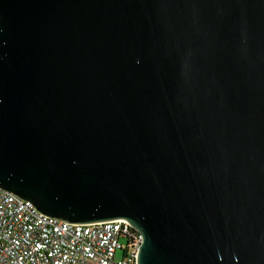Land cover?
Segmentation results:
<instances>
[{"label":"water","instance_id":"obj_1","mask_svg":"<svg viewBox=\"0 0 264 264\" xmlns=\"http://www.w3.org/2000/svg\"><path fill=\"white\" fill-rule=\"evenodd\" d=\"M0 189L137 264H264V0H0Z\"/></svg>","mask_w":264,"mask_h":264},{"label":"built area","instance_id":"obj_2","mask_svg":"<svg viewBox=\"0 0 264 264\" xmlns=\"http://www.w3.org/2000/svg\"><path fill=\"white\" fill-rule=\"evenodd\" d=\"M143 242L126 221L66 224L0 189V264H137Z\"/></svg>","mask_w":264,"mask_h":264},{"label":"rangeland","instance_id":"obj_3","mask_svg":"<svg viewBox=\"0 0 264 264\" xmlns=\"http://www.w3.org/2000/svg\"><path fill=\"white\" fill-rule=\"evenodd\" d=\"M118 259H121V253H118Z\"/></svg>","mask_w":264,"mask_h":264}]
</instances>
